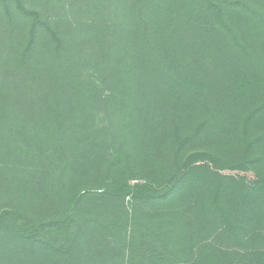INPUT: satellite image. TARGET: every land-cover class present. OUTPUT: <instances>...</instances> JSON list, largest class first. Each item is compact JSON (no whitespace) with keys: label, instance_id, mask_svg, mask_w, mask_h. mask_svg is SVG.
<instances>
[{"label":"trees","instance_id":"16d2710c","mask_svg":"<svg viewBox=\"0 0 264 264\" xmlns=\"http://www.w3.org/2000/svg\"><path fill=\"white\" fill-rule=\"evenodd\" d=\"M242 261L264 264V0H0V264Z\"/></svg>","mask_w":264,"mask_h":264},{"label":"rangeland","instance_id":"374dc122","mask_svg":"<svg viewBox=\"0 0 264 264\" xmlns=\"http://www.w3.org/2000/svg\"><path fill=\"white\" fill-rule=\"evenodd\" d=\"M125 180V178H124ZM123 180V181H124ZM160 179H156V177H154V179L150 180V178L147 176V175H131V174H128L127 175V179H126V183L128 184L129 187H133L135 185H140V184H143V186H150V187H154V186H158L157 182H159ZM124 205L125 207L128 209L129 213H132L133 212V207L135 205L134 201L132 200V198H129V197H125V202H124ZM139 207H143L144 208V211L145 212H150V213H155V215H160V214H163L165 212H168V210H170L171 206L169 207V205H166L165 207H159V206H156V207H149L148 205H146L145 203H141ZM184 210H185V214H187L189 216V212H188V203H186L184 205ZM51 221H49L50 223ZM56 222H54L52 225H50L48 227V230L53 232V231H56L57 230V225L55 224ZM33 232H29L31 234H35V235H43L45 236V234H47V232H44V231H39V230H35V229H32ZM222 248V247H221ZM245 261H242V264L244 263Z\"/></svg>","mask_w":264,"mask_h":264}]
</instances>
